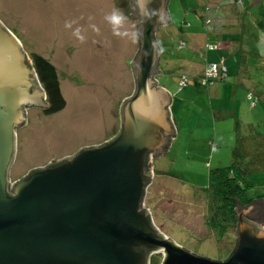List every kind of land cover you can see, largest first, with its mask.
Returning <instances> with one entry per match:
<instances>
[{"label":"rangeland","instance_id":"rangeland-1","mask_svg":"<svg viewBox=\"0 0 264 264\" xmlns=\"http://www.w3.org/2000/svg\"><path fill=\"white\" fill-rule=\"evenodd\" d=\"M233 1L168 0L169 24L160 25L154 33L155 41L166 50L159 57L161 75L154 80L170 97L168 110L174 135L166 154L151 158L152 172L163 165L162 173L167 180L177 188L189 187L190 192L179 194L181 198L172 201L173 222L164 223L169 230L160 228L149 207L153 193L150 183L145 188V208L147 205L155 228L166 238L214 261L224 258L218 255L221 243L213 238L203 240L206 231L201 224V194L208 184L209 170L230 163L236 122L240 134L248 141L256 140L257 136L250 135L253 132L264 135V0L251 5L253 0H240L237 14L231 8L224 9L233 8ZM114 7L122 9L138 24L131 19L128 0H0V24L18 41L27 60L29 53H36L53 65L64 99L63 109L53 115H44L42 108L24 109V125L15 129L14 155L8 168L11 183L32 168L70 156L78 148L101 144L117 132L118 106L133 90L129 61L137 44L112 34L104 16ZM205 16L214 17L217 32L203 30L201 18ZM69 20L77 21L74 27L86 30L85 43L81 44L72 30L64 27ZM182 23L188 24L182 29L184 33L177 31L184 26ZM90 24L97 25L99 33L93 32ZM233 31L237 32V38H233L235 48L230 52L217 51L226 55L223 60L226 80L201 86L197 76L203 63V49L217 53L204 44L223 40L221 33L232 36ZM182 35L185 47L177 50ZM193 44L203 48L194 52ZM228 63L233 66L231 71ZM238 71L243 74L237 79ZM182 76L185 80L178 88ZM247 92L258 98L252 107L246 101ZM247 138L242 144L251 151ZM245 179L255 184L248 195L264 193V166L248 171ZM151 202H156L159 211L169 209L166 201V207L160 206L162 199ZM160 259L153 254L149 264H159Z\"/></svg>","mask_w":264,"mask_h":264},{"label":"water","instance_id":"water-1","mask_svg":"<svg viewBox=\"0 0 264 264\" xmlns=\"http://www.w3.org/2000/svg\"><path fill=\"white\" fill-rule=\"evenodd\" d=\"M167 4L152 0L150 7L163 5L167 12ZM143 27L144 39L129 61L133 90L118 106L115 135L10 183L15 129L24 125V109L46 104L29 60L0 24V264H149L153 254L159 264H264V197L244 206L230 198L234 245L220 261L173 243L142 207L150 160L164 154L174 135L170 97L154 80L161 75L160 55L153 56L151 44L160 25L153 18Z\"/></svg>","mask_w":264,"mask_h":264},{"label":"trees","instance_id":"trees-1","mask_svg":"<svg viewBox=\"0 0 264 264\" xmlns=\"http://www.w3.org/2000/svg\"><path fill=\"white\" fill-rule=\"evenodd\" d=\"M240 0H234L231 8L237 14L238 3ZM222 5H220L221 7ZM218 13L217 11H215ZM221 14H224V11L220 10ZM212 16H205L201 18V27L206 33L217 32L213 26ZM215 20V19H214ZM184 26H179L177 31L184 33L182 29L188 26V24L182 23ZM227 26H230L227 24ZM254 30V29H253ZM222 32H225V29H222ZM230 33V32H229ZM232 36L229 34L221 33L223 40L217 41L216 48L220 47V43L227 42L232 48H235L236 42L234 39L237 38V32H231ZM234 38V39H233ZM239 38V37H238ZM186 41L182 35L180 41L177 43V50H180L185 47ZM210 44H207V48ZM166 47V46H165ZM164 48V47H163ZM215 49V46L212 49ZM165 49V48H164ZM166 51V50H165ZM161 57V54L160 56ZM184 57H181L182 60ZM30 65L35 74L36 80L40 84L42 91L45 96L46 106L42 108V113L44 115H53L61 111L64 107V99L60 93L59 83L55 68L51 63L46 59L41 57L36 53H29ZM202 71V70H201ZM201 75V74H200ZM184 76H182L179 87L184 83ZM200 80V76H199ZM222 81V78H217L205 86L210 85L214 81ZM224 80V79H223ZM246 101L249 106L252 107L258 98L253 96L251 92H247ZM248 130H251V127H248ZM235 131V142L234 146L231 148L230 153V163L227 166L221 168H215L209 170L208 173V184L202 188V203H203V215L201 217V224H203V229L206 231V236L203 240L208 238H213L215 242L221 243V249H218V255L223 256L224 258L229 254L233 245H234V228L236 224V217L234 215L233 209L234 203H231L230 198H232L239 205H247L252 200L263 199V192H255L253 196L247 194L250 189L255 188V184L245 179V174L257 167L264 166V135L253 132L252 137L257 136L256 140L250 139L248 141L247 137H243L240 134V126L236 122L234 124ZM248 144L251 143V151L246 149L243 146L242 142L245 141ZM252 149L255 151L252 152ZM155 176L152 172L151 167V176L149 183H151L152 177ZM147 190L144 192L143 197L141 198L142 207H145V195ZM146 209L149 212V216L152 219V215L146 205ZM153 222V219H152ZM228 238L226 241L224 238Z\"/></svg>","mask_w":264,"mask_h":264},{"label":"clouds","instance_id":"clouds-1","mask_svg":"<svg viewBox=\"0 0 264 264\" xmlns=\"http://www.w3.org/2000/svg\"><path fill=\"white\" fill-rule=\"evenodd\" d=\"M152 0H131L132 12L139 16L141 23L138 25L134 20H130L129 16L120 8H113L109 13L104 16V20L111 28V32L115 37L127 39L132 44L139 43L144 39V27L143 25L151 21L153 18H157V23L159 25H167L169 16L166 12L165 6H161L159 10L150 7ZM77 24L75 20H69L65 22L64 27L66 29L72 30V35L81 43H85L87 36L85 35L86 30L82 27H74ZM89 27L95 33H99L100 29L95 24H90ZM151 49L153 56L156 58L158 55L162 54L165 49L160 45L159 41H152ZM148 53H145L147 56ZM30 65V63H29ZM31 67V65H30ZM137 71L141 70L140 64L137 62L135 65ZM32 69V68H31ZM33 71V70H32ZM34 73V72H33ZM35 75V74H34ZM225 80V78H224ZM38 82V81H37ZM38 87L42 91L39 83ZM43 92V91H42ZM44 94V93H43ZM45 101V96L44 99ZM10 182V181H9ZM11 183V182H10ZM153 224V223H152Z\"/></svg>","mask_w":264,"mask_h":264},{"label":"crops","instance_id":"crops-1","mask_svg":"<svg viewBox=\"0 0 264 264\" xmlns=\"http://www.w3.org/2000/svg\"><path fill=\"white\" fill-rule=\"evenodd\" d=\"M209 44H210V46H215V49L213 48L215 50V52H217V51L230 52V51H232L234 49L227 42L220 43V47H218V48H216V46L218 45L217 42H213V43H209ZM193 45H194V52H197L198 49H202L203 48V46L200 47L199 44H197V45L193 44ZM204 46H207V44H204ZM225 57H226L225 53H220V52L207 53L206 50L203 49V53H202L203 63L200 65L201 66L200 67V71L198 72L199 74L197 76V80H198V82H199V84L201 86H204V85H202V83L199 80V76L201 74V70H202L203 65L207 64V63L217 62L218 60H219V62H221L223 64V60H224ZM232 68H233L232 64L228 63L229 71H231ZM237 74H238V77H237V79H238L239 75L241 76L243 73L241 71H238ZM225 80H226V78H225ZM213 83L214 82H212L211 85H208V86H212ZM237 84H240V82L238 80H237ZM220 89H221V91H223L224 87H221ZM167 148H166V150H167ZM165 154H166V151L164 152V154H161V155L163 156ZM150 166H151V163H150ZM162 172H163V165H158L157 168H156V171L154 172L155 176H153L152 179H151L150 186L153 185V193L149 197V199H150L149 200V203H150L149 207L152 209L153 214L155 216V219L157 220V223L159 222V225H160L161 229L163 227H165L164 223L173 222V218L170 217V214H172V211L175 210V208L172 209V206H173V202L172 201H174V199H178V197H180L179 194H184V195L188 194L189 195V192H190L189 191L190 190L189 187L177 188L175 186L176 184L174 185L172 182L168 181L166 175L164 173H162ZM154 181L156 183H153ZM158 198L162 199V202H161L160 206L166 207L165 201L168 203L169 209L166 212L159 211L158 208H157L156 202H151L152 199H158ZM182 199L184 201L187 200L185 198H182ZM165 213H168V215L165 216L164 215ZM153 225H154V222H153ZM165 228H167V230H169L168 226H166ZM205 236H202V237L205 238ZM227 239L228 238L225 237L224 240L226 241Z\"/></svg>","mask_w":264,"mask_h":264},{"label":"built area","instance_id":"built-area-1","mask_svg":"<svg viewBox=\"0 0 264 264\" xmlns=\"http://www.w3.org/2000/svg\"><path fill=\"white\" fill-rule=\"evenodd\" d=\"M212 47L213 46H208L209 49H212ZM217 78H222V79L225 78V68H224L223 64L221 62L204 64L202 67L201 75H200V82L202 83V85L205 86V84H207V83H209V82H211ZM148 214H149V212H148ZM151 222H152V219H151Z\"/></svg>","mask_w":264,"mask_h":264},{"label":"flooded vegetation","instance_id":"flooded-vegetation-1","mask_svg":"<svg viewBox=\"0 0 264 264\" xmlns=\"http://www.w3.org/2000/svg\"><path fill=\"white\" fill-rule=\"evenodd\" d=\"M223 259H225V258H223ZM223 259H222V260H223Z\"/></svg>","mask_w":264,"mask_h":264}]
</instances>
